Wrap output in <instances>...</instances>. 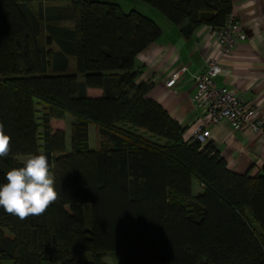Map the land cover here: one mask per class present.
<instances>
[{
  "label": "trees",
  "instance_id": "obj_1",
  "mask_svg": "<svg viewBox=\"0 0 264 264\" xmlns=\"http://www.w3.org/2000/svg\"><path fill=\"white\" fill-rule=\"evenodd\" d=\"M141 1L184 36L222 25L231 12V0ZM160 30L112 2L0 0V121L11 138L0 185L23 166L18 156L44 154L59 193L45 213L25 220L0 207V264H77L80 250L93 264L111 251L118 264H264V164L258 174H240L211 143L184 141L183 127L148 97L152 84L137 82L135 56ZM88 88L102 94L87 96ZM37 100L48 105L39 119ZM67 113L69 151L65 131L49 122ZM90 122L108 146H88ZM120 125L161 141L124 135ZM193 178L202 184L198 195Z\"/></svg>",
  "mask_w": 264,
  "mask_h": 264
},
{
  "label": "crops",
  "instance_id": "obj_2",
  "mask_svg": "<svg viewBox=\"0 0 264 264\" xmlns=\"http://www.w3.org/2000/svg\"><path fill=\"white\" fill-rule=\"evenodd\" d=\"M230 4V13L236 17L246 39L227 54L220 53L211 25L202 24L189 36H184L179 30L180 26L177 27L167 19H159L160 16L157 20L152 14L144 13L157 23L162 33L154 43H150L135 56L133 70L139 72L137 82L152 84L147 92L148 97L157 101L183 127L184 141L193 138V128L198 123L206 122L193 101L194 78L203 72L210 57H216L223 69L215 78L217 85L234 90L245 104L258 110L264 122V0H231ZM61 25L72 28L74 23L61 22ZM58 47L56 43L51 46L55 51L59 50ZM73 59V56L68 55L70 70H74ZM182 65L187 67V71L173 87H167L165 80L170 72ZM79 78L82 79V76L79 75ZM89 89L86 91L87 96ZM96 89L100 91L97 96L101 95L102 90ZM37 103L36 116L39 119L44 107L48 105L38 100ZM52 119L56 118L50 121ZM231 126L228 121L210 125L207 143L219 151L230 170L240 174H258L264 164V134H255L247 127L234 129ZM30 156H18V159L24 162ZM194 179L197 178H193L192 183ZM198 183L200 189L195 195L202 192V184ZM248 217L251 219L249 213Z\"/></svg>",
  "mask_w": 264,
  "mask_h": 264
},
{
  "label": "built area",
  "instance_id": "obj_3",
  "mask_svg": "<svg viewBox=\"0 0 264 264\" xmlns=\"http://www.w3.org/2000/svg\"><path fill=\"white\" fill-rule=\"evenodd\" d=\"M215 32L216 42L221 54L231 52L240 42L246 39V34L239 26L236 17L228 14L222 25L212 28ZM203 72L194 78L195 90L193 101L201 111L205 123H198L193 128V138L200 141L201 145L207 144L210 134V125L228 121L234 129L247 127L255 134H264V122L258 110L245 104L236 95L234 90L218 86L217 76L222 72V67L216 57L206 61ZM187 71V67H175L165 80L167 87H173L178 79Z\"/></svg>",
  "mask_w": 264,
  "mask_h": 264
},
{
  "label": "clouds",
  "instance_id": "obj_4",
  "mask_svg": "<svg viewBox=\"0 0 264 264\" xmlns=\"http://www.w3.org/2000/svg\"><path fill=\"white\" fill-rule=\"evenodd\" d=\"M4 127L0 121V158L7 157L11 151V138L5 134ZM5 179L7 182L0 185V207L20 220L42 215L59 199L44 154L31 155L22 167L9 170Z\"/></svg>",
  "mask_w": 264,
  "mask_h": 264
},
{
  "label": "rangeland",
  "instance_id": "obj_5",
  "mask_svg": "<svg viewBox=\"0 0 264 264\" xmlns=\"http://www.w3.org/2000/svg\"><path fill=\"white\" fill-rule=\"evenodd\" d=\"M96 1H105V2H112V3H116L119 4L123 9V11L127 12L131 9H135L136 11L142 13V14H152L155 19H157L159 16L161 18L159 19H164V16H162L158 10L154 7H151L149 4L143 2V1H139V0H96ZM144 14V15H145ZM158 20V19H157ZM165 21H167L166 19H164ZM160 24H162L160 21H158ZM98 94H100V91L96 88H90L89 92H88V96H97ZM41 112V111H40ZM42 114V113H41ZM40 114V116H41ZM72 120H74L73 116L71 114H66V117L62 118V119H52L51 122V128L52 129H63L65 130V139H66V148L69 150L71 148V125H72ZM89 132H88V146H90L91 149H100L103 147L108 146L111 142L110 140L103 136L102 134H100L99 131V126L96 123L90 122L89 123ZM118 131H120V133H124V135H129L130 137L133 138H138L140 140H145L151 143H158L161 140H157V138L145 131H142L140 129H135L133 127H129L127 125H120L119 127H117ZM51 173V172H50ZM199 183L197 181V179L193 180L192 183V192L195 195L199 190ZM88 210L89 207L86 208V212L88 215ZM257 226V225H256ZM258 227V226H257ZM3 231L6 233V235L11 236L10 232L7 229H3ZM90 253L88 251L85 250H80L77 252V264H93L92 261V257H90ZM120 254L116 251H111L108 252L106 255H104L102 261L104 264H118L119 262V256ZM47 264H49L48 262H46ZM155 264H161L159 262H156Z\"/></svg>",
  "mask_w": 264,
  "mask_h": 264
}]
</instances>
